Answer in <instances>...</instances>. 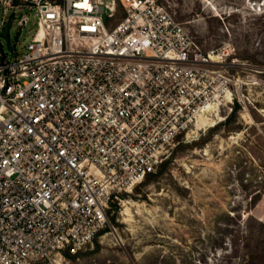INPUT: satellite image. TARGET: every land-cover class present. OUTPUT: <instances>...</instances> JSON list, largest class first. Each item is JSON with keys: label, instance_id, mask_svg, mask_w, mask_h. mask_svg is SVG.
Here are the masks:
<instances>
[{"label": "built area", "instance_id": "2783aa9c", "mask_svg": "<svg viewBox=\"0 0 264 264\" xmlns=\"http://www.w3.org/2000/svg\"><path fill=\"white\" fill-rule=\"evenodd\" d=\"M120 1L0 0V264L78 253L179 135L245 104L237 59L158 0ZM14 24L30 40L6 47Z\"/></svg>", "mask_w": 264, "mask_h": 264}, {"label": "rangeland", "instance_id": "374dc122", "mask_svg": "<svg viewBox=\"0 0 264 264\" xmlns=\"http://www.w3.org/2000/svg\"><path fill=\"white\" fill-rule=\"evenodd\" d=\"M158 1L203 50L242 64L231 72L245 104L223 103L208 126L179 135L166 160L113 202L111 228L63 262L264 264V0ZM20 31L14 24L2 36L6 47L30 40Z\"/></svg>", "mask_w": 264, "mask_h": 264}, {"label": "bare ground", "instance_id": "6f19581e", "mask_svg": "<svg viewBox=\"0 0 264 264\" xmlns=\"http://www.w3.org/2000/svg\"><path fill=\"white\" fill-rule=\"evenodd\" d=\"M231 99H232V98H231L230 96H228V100H227V101L230 102ZM217 114H218V113H217ZM217 114H216V115H217ZM214 117H215V116H214ZM211 120H212V117H211ZM211 122H212V121H211ZM213 123H214V121H213ZM202 127H203V126H201V127L198 126L197 129H200V128H202ZM207 150H208V149H207ZM207 152H208V151H207ZM128 210H129V209H128ZM59 260L64 264L63 260H61V259H59ZM56 262H57V261H55V264H57Z\"/></svg>", "mask_w": 264, "mask_h": 264}, {"label": "trees", "instance_id": "16d2710c", "mask_svg": "<svg viewBox=\"0 0 264 264\" xmlns=\"http://www.w3.org/2000/svg\"><path fill=\"white\" fill-rule=\"evenodd\" d=\"M113 207H114V208H117L118 206H117V204H113Z\"/></svg>", "mask_w": 264, "mask_h": 264}]
</instances>
